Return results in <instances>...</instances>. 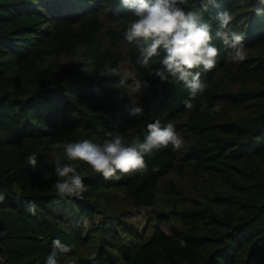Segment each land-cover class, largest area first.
Here are the masks:
<instances>
[{"label": "trees", "instance_id": "trees-1", "mask_svg": "<svg viewBox=\"0 0 264 264\" xmlns=\"http://www.w3.org/2000/svg\"><path fill=\"white\" fill-rule=\"evenodd\" d=\"M253 3L218 0L205 14L214 28L217 12L232 14L247 58L214 40L217 66L186 110L183 85L154 74L159 57L136 64L142 41L124 38L133 17L120 0H0V264H46L55 239L71 248L59 264H264V15ZM105 64L119 75L101 77ZM132 72L149 87L133 93ZM157 119L174 125L181 149L146 156L147 173L120 180L76 161L87 190L56 195V159L69 161L53 143L143 139ZM140 208L152 213L141 231L130 221Z\"/></svg>", "mask_w": 264, "mask_h": 264}, {"label": "clouds", "instance_id": "clouds-1", "mask_svg": "<svg viewBox=\"0 0 264 264\" xmlns=\"http://www.w3.org/2000/svg\"><path fill=\"white\" fill-rule=\"evenodd\" d=\"M245 2V0H241ZM133 17L124 33L129 43L142 41L138 47L139 56L136 64L140 67H150L154 57H159L160 67L155 75L162 82L182 84L187 90V97L182 100L186 110L195 107V101L203 95L208 85L202 80V72L207 73L216 68L220 49L213 43L222 41L225 49H230L229 55L236 62L247 58L244 39L245 34L229 29L233 16L228 10L217 12L213 19L217 21L215 28L211 21L205 19V14L211 7H219L218 0H200L199 9L190 8L191 0H120ZM188 9V10H186ZM253 10L257 15H264V0H254ZM103 76H118L116 68L105 64L99 73ZM131 77V90L140 93L149 87L146 80L137 78L134 72ZM128 84L126 78H121L116 87ZM135 104V101H133ZM208 108L207 101L202 100L200 111ZM220 107L213 106L211 113H217ZM133 116L143 114L142 107H133ZM103 143H93L83 139L75 142L53 143V149H63L64 158L69 163L61 164L57 157L53 184L56 195L61 198L81 197L87 190L82 175L78 171L82 161L102 175L105 180H120L123 176L145 174L148 171L146 156L172 146L177 151L183 146V139L169 122L162 124L159 119L147 124L143 139L139 136L130 141L122 135L112 136ZM37 153L27 157L28 165L33 169L37 166ZM155 170V169H154ZM5 196L0 194V202ZM27 210L35 215L36 206L29 203ZM181 246L184 242L180 241ZM71 251L60 239L52 241V250L46 257V264H59L60 259ZM95 259V257H91Z\"/></svg>", "mask_w": 264, "mask_h": 264}, {"label": "rangeland", "instance_id": "rangeland-1", "mask_svg": "<svg viewBox=\"0 0 264 264\" xmlns=\"http://www.w3.org/2000/svg\"><path fill=\"white\" fill-rule=\"evenodd\" d=\"M151 217L152 213L149 208H140L138 211L135 210L133 212V217L130 221L137 226L139 231H141ZM165 230L172 232L171 225H167Z\"/></svg>", "mask_w": 264, "mask_h": 264}]
</instances>
